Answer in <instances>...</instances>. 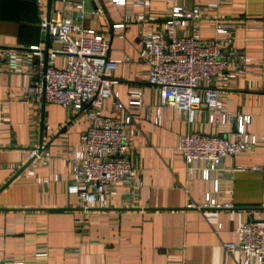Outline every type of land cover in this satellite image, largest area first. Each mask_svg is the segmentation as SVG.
Listing matches in <instances>:
<instances>
[{
    "label": "crops",
    "instance_id": "crops-1",
    "mask_svg": "<svg viewBox=\"0 0 264 264\" xmlns=\"http://www.w3.org/2000/svg\"><path fill=\"white\" fill-rule=\"evenodd\" d=\"M81 4L83 26L102 34L110 43L109 59L119 62L103 114L120 121L132 117L130 158L141 184L132 196L117 183L109 207L90 212L67 191L73 179L69 150L80 149L89 125L86 113L23 101L29 79L11 71L5 56L38 46L45 58L42 18L63 11L76 20L75 6ZM174 5L204 7L203 40L227 39L217 35L212 18L238 22L224 51L232 69L240 63L237 52L250 66L243 76L206 85L227 94L229 112L251 116L247 131L259 139L255 149L225 159L221 172L211 174L212 181H220L221 209L205 207L211 188L202 179L205 164L189 167L178 147L194 133L234 142L235 130L210 125L205 113L188 123L185 112L161 107L157 90L147 83V54L139 38L167 32ZM263 9L264 0H128L126 6L111 0H0V264H244L241 254L227 255L224 244L240 243L242 225L264 223ZM118 24L125 25L123 37L113 29ZM56 61L63 66L62 57ZM131 92L143 95L137 111H130ZM41 144V154L25 168Z\"/></svg>",
    "mask_w": 264,
    "mask_h": 264
},
{
    "label": "built area",
    "instance_id": "built-area-1",
    "mask_svg": "<svg viewBox=\"0 0 264 264\" xmlns=\"http://www.w3.org/2000/svg\"><path fill=\"white\" fill-rule=\"evenodd\" d=\"M35 1L41 3V0ZM111 2L126 6L128 0ZM168 2L174 3L175 0ZM75 9L76 20L63 11H52L42 18L41 27L49 33L51 44L47 63L38 46L24 53L10 52L5 56L11 71L29 79L22 92L23 101L38 105L42 102L57 104L76 114L86 113L89 125L80 137V149L69 150L73 179L67 191L79 198L84 211L90 212L109 207L117 183L124 184L132 196L139 191L141 184L137 181L139 172L130 158L132 117L129 115L125 121H120L103 114L113 96L116 84L113 72L119 62L109 59V41L83 26L85 7L81 4ZM205 18L203 6L188 10L174 5L165 22L167 32L142 35L139 42L147 54V83L157 90L161 107L185 112L190 124L197 115L205 113L210 125L220 130L229 127L235 130L237 140L234 142L223 136L194 133L182 137L178 147L189 167L196 162L205 164L202 179L211 183L205 195V207L221 209L217 203L220 181H212L211 174L221 172L225 159L255 149L259 139L247 131L251 116L229 112L227 94L206 86L218 80L235 79L250 71L243 52L235 53V59L240 63L232 69V58L224 51L230 43L229 35L239 23L216 16L212 18L215 31L227 39L203 40L200 24ZM113 29L121 31L120 37H123L124 24L114 25ZM179 31L182 33L176 34ZM58 57L63 58L62 67L57 66ZM260 68L264 74V58ZM129 105L130 111L143 107L142 93L131 92ZM37 156L35 151L31 158ZM239 235V244H224L226 254H241L245 258L244 264H251L253 259L259 264L264 263V223L244 224ZM14 264L26 262L18 260Z\"/></svg>",
    "mask_w": 264,
    "mask_h": 264
},
{
    "label": "water",
    "instance_id": "water-1",
    "mask_svg": "<svg viewBox=\"0 0 264 264\" xmlns=\"http://www.w3.org/2000/svg\"><path fill=\"white\" fill-rule=\"evenodd\" d=\"M49 49H50V38H49V33L47 32V39H46V46H45V62L47 63L48 61V56H49ZM42 152V144L40 145V147L37 149V153L41 154ZM36 157H33L28 164L25 166V168H27L28 166H30L34 161H35ZM24 168V169H25ZM13 181V180H12ZM12 181H10L3 189H5Z\"/></svg>",
    "mask_w": 264,
    "mask_h": 264
}]
</instances>
